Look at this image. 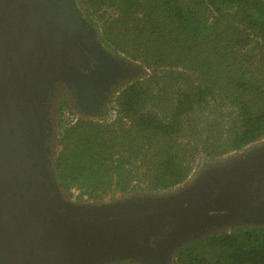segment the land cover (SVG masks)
I'll return each mask as SVG.
<instances>
[{"label":"trees","instance_id":"1","mask_svg":"<svg viewBox=\"0 0 264 264\" xmlns=\"http://www.w3.org/2000/svg\"><path fill=\"white\" fill-rule=\"evenodd\" d=\"M80 4L106 46L151 74L119 93L110 122L79 118L63 129L51 157L63 195L102 201L169 191L201 160L264 138V0ZM172 264H264V225L194 238Z\"/></svg>","mask_w":264,"mask_h":264},{"label":"water","instance_id":"2","mask_svg":"<svg viewBox=\"0 0 264 264\" xmlns=\"http://www.w3.org/2000/svg\"><path fill=\"white\" fill-rule=\"evenodd\" d=\"M61 4L0 0V264H72L123 246L154 250L213 220L237 171L213 176L181 202L97 215L65 209L35 152L34 110L52 71L76 77L90 95L102 65Z\"/></svg>","mask_w":264,"mask_h":264},{"label":"rangeland","instance_id":"3","mask_svg":"<svg viewBox=\"0 0 264 264\" xmlns=\"http://www.w3.org/2000/svg\"><path fill=\"white\" fill-rule=\"evenodd\" d=\"M67 14L74 17V28L98 55L101 62L100 82L86 94L81 81L61 71H52L44 79L43 98L34 110L36 129L35 152L46 170L54 195L61 205L77 214L97 215L115 213L127 209L151 207L184 201L195 189L207 185L216 175H225L237 170L231 181L224 202V209L216 213L213 220L173 233L156 249L142 247L109 248L90 254L72 264H90L127 260L139 264H172L179 247L194 238L227 228L244 225H264V138L241 150L231 151L215 160H201L194 166L192 175L181 185L156 194L135 193L127 196L106 198L102 201H81L63 195L55 186L50 169L51 157L59 147V135L65 127L79 118L110 122L116 115V98L119 93L136 79L146 78L150 69L138 61L106 46L98 26L90 21L80 0H62ZM73 98V99H72ZM231 207V210H226Z\"/></svg>","mask_w":264,"mask_h":264},{"label":"flooded vegetation","instance_id":"4","mask_svg":"<svg viewBox=\"0 0 264 264\" xmlns=\"http://www.w3.org/2000/svg\"><path fill=\"white\" fill-rule=\"evenodd\" d=\"M84 72H86V73H87L88 71H87V70H84Z\"/></svg>","mask_w":264,"mask_h":264}]
</instances>
